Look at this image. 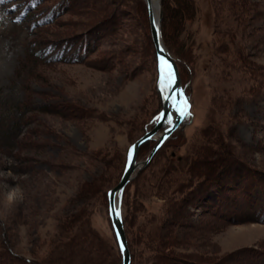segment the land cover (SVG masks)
Masks as SVG:
<instances>
[{
    "label": "rangeland",
    "instance_id": "374dc122",
    "mask_svg": "<svg viewBox=\"0 0 264 264\" xmlns=\"http://www.w3.org/2000/svg\"><path fill=\"white\" fill-rule=\"evenodd\" d=\"M69 1L32 29L0 0V264H119L105 190L167 93L144 0ZM159 2L189 115L122 194L130 264H264V224L239 216L264 219V0ZM87 34L82 60L32 57Z\"/></svg>",
    "mask_w": 264,
    "mask_h": 264
},
{
    "label": "trees",
    "instance_id": "16d2710c",
    "mask_svg": "<svg viewBox=\"0 0 264 264\" xmlns=\"http://www.w3.org/2000/svg\"><path fill=\"white\" fill-rule=\"evenodd\" d=\"M7 3H11V5L8 7V9H11V17L14 21L15 25H22L25 24L24 22L28 20H33L29 24V27H32V29H35L37 26H43L46 25L54 20L57 19V16L65 13L67 9L69 8L70 1L69 0H55L56 2H48V0H4ZM48 9V11H47ZM146 16V12H145ZM161 33H162V39L164 42V45L166 49H168L169 53L172 54L174 57L178 58L174 53H172L163 32V21L161 22ZM92 37L89 36V34L84 35V37H76L72 38H64L62 40H54L53 42H47L42 44H37V49L33 51L32 57L35 61H38V63H57V62H66L68 60V56L72 57V52L76 50L78 59H73L74 62L78 61L80 58L81 60L85 57H87L91 53V44L88 43V40H90ZM56 54V55H54ZM54 55V56H53ZM177 63L179 65L183 64L181 60L177 59ZM156 69V68H155ZM46 106L42 105L40 109L44 110ZM149 141L145 142L144 144L148 143ZM167 143V141H165ZM166 143H163L161 147H164ZM144 144L142 146H144ZM164 145V146H163ZM160 147V149H161ZM159 149V150H160ZM158 150V151H159ZM139 153V152H138ZM124 158V157H123ZM124 165V161H123ZM123 167V166H122ZM225 174H223L222 178ZM119 179V178H118ZM118 182L115 181L113 185L108 187L105 190V199H106V205L108 207V201H107V193L108 191L116 185ZM257 189H260L262 201L264 203V190H261V188L258 186ZM224 197H227V195H224ZM244 213L242 216H240V220L245 219L247 221H253V222H260L264 224V219L260 217V215L263 214L262 209L260 213ZM123 221V219H122ZM124 223V221H123ZM111 227V224H109ZM124 225V231L126 235V240L128 245L129 244V238H128V232ZM112 228V227H111ZM113 232V230H112ZM114 235V234H112ZM115 238V236H114ZM116 242V240H115ZM117 246V244H116ZM118 258H119V264H121V256L118 246L116 247Z\"/></svg>",
    "mask_w": 264,
    "mask_h": 264
},
{
    "label": "water",
    "instance_id": "95a60500",
    "mask_svg": "<svg viewBox=\"0 0 264 264\" xmlns=\"http://www.w3.org/2000/svg\"><path fill=\"white\" fill-rule=\"evenodd\" d=\"M144 2L146 5V9L148 11V21H149V27H150V34H151L152 42H153L154 47H155L156 57H157V61L159 63V68L162 69L164 72L167 71L166 65L161 63L162 58L166 59L172 66V70H173L174 76H175V84L173 86L174 87V93H169L167 91V93H165L162 96L163 105H162L161 111L157 115V123L155 124V126L150 131L145 133V135H143L141 138H139L136 142H134L131 145V147L129 148V150H130L133 148L134 145L136 146L134 149V152H133V157H132L133 162L131 163V165L128 164V158H129V150H128L127 155H126V163L124 166L122 176H121L119 182L117 183V185L115 187H113L111 190H109L107 193L108 216H109L110 224H111L115 239H116V230H114L113 224L117 225V229L120 232L122 242L125 245L124 253L122 254L120 244L117 242V239H116V242H117V245H118V248L120 251V255H121V264H130V254H129L126 235H125V231H124L123 221H122V217H121V200H122L123 190H124L125 186L133 179V177L136 175V173L139 172L140 170H142L148 164V162L153 157L154 153L159 149V147L167 139V137L170 136V134L174 130H176V128L180 125V123L183 120V118H180L178 113H177L174 122L169 127V128H172V131L169 132L168 131L169 128H168L163 133L159 132V129L165 123L166 117L174 109L173 103L175 102L177 104V106H180V95L179 94L182 92L181 79L179 77L176 64H175L174 60L172 59V57L168 54V51H167V49L163 43V40H162V35H161V18H162V12L161 11L162 10L160 7V3L158 5L159 14H158L157 20H154V18L152 16V11H151V0H144ZM173 94H175V96H176L175 101L166 98V97L173 95ZM183 97L186 100L184 94H183ZM187 104H188V112H189V103L187 102ZM162 115L165 117V119H159V117H161ZM157 135H158V137H157L156 143L154 144V146L152 147V149L150 150V152L148 153L146 158L142 161L136 160L137 156H138L139 147L145 141L152 139ZM110 192L118 193V195H116L114 197V202H115V204H116V206L120 212L119 220H117V218L115 216L109 215V207H110V204L113 202V200L110 199V196H109Z\"/></svg>",
    "mask_w": 264,
    "mask_h": 264
},
{
    "label": "snow or ice",
    "instance_id": "6c2138e0",
    "mask_svg": "<svg viewBox=\"0 0 264 264\" xmlns=\"http://www.w3.org/2000/svg\"><path fill=\"white\" fill-rule=\"evenodd\" d=\"M161 63L166 65L167 72L165 73L162 69H160L158 67V71H160V73H161L159 82L163 83L166 86L167 91L169 93H174V87L173 86L175 84V76H174V72L172 70V66L166 59H163V58L161 59ZM163 91L164 90L162 89V94H163ZM179 95H180V106H177V104L174 102L173 108L177 111L180 118H186L189 115L188 104H187V101L183 97V93L181 92ZM166 98L175 101L176 96H175V94H173V95H170ZM166 118H167L169 124L173 123L172 118H171V114H168V116ZM159 119H165V117L162 115L161 117H159ZM168 131L171 132L172 128H169ZM135 147L136 146L134 145L133 148L129 150V158H128V164L129 165H131V163L133 162L132 157H133V152H134ZM116 195H118V193H116V192H110V194H109L110 199L113 200V202L110 204V207H109V215L115 216L117 218V220H119L120 212H119V210H118V208L114 202V197ZM113 228H114V230H116V239H117V242L120 244L121 252L123 254L124 249H125V245L122 242V238H121L119 230L117 229V225L113 224Z\"/></svg>",
    "mask_w": 264,
    "mask_h": 264
},
{
    "label": "bare ground",
    "instance_id": "6f19581e",
    "mask_svg": "<svg viewBox=\"0 0 264 264\" xmlns=\"http://www.w3.org/2000/svg\"><path fill=\"white\" fill-rule=\"evenodd\" d=\"M159 0H151V11H152V16H153V18H154V20H157V17H158V14H159V7H158V5H159ZM160 7H161V4H160ZM161 10H162V8H161ZM162 12V11H161ZM164 32V31H163ZM153 52H154V50H153ZM155 53H154V63H155ZM179 64V63H178ZM155 65H156V63H155ZM154 65V66H155ZM155 69V68H154ZM166 69H167V67H166ZM180 69V68H179ZM156 73V72H155ZM179 75H180V73H179ZM155 77H156V74H155ZM186 82V81H185ZM186 98V97H185ZM190 118V117H189ZM168 128V127H167ZM149 141V140H148ZM168 143V142H167ZM166 143V144H167ZM164 146V145H163ZM160 149V148H159ZM158 149V150H159ZM158 152V151H157ZM137 160V159H136ZM225 177H226V175H225ZM247 184V183H246ZM129 185V183L125 186V188H124V190L126 189V187ZM124 190H123V193H124ZM254 225V224H253ZM218 232V231H217ZM213 234V233H212ZM215 234V233H214ZM128 244V243H127ZM250 259V258H249ZM188 260V259H187Z\"/></svg>",
    "mask_w": 264,
    "mask_h": 264
},
{
    "label": "clouds",
    "instance_id": "9594fccd",
    "mask_svg": "<svg viewBox=\"0 0 264 264\" xmlns=\"http://www.w3.org/2000/svg\"><path fill=\"white\" fill-rule=\"evenodd\" d=\"M18 192H20L19 189H13V190L8 192V194L6 196V201H7V203L9 205L14 201V199L16 198ZM20 194L22 196V192H20Z\"/></svg>",
    "mask_w": 264,
    "mask_h": 264
}]
</instances>
